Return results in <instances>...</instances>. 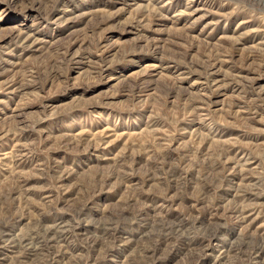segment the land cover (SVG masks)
Segmentation results:
<instances>
[{"label": "rangeland", "instance_id": "obj_1", "mask_svg": "<svg viewBox=\"0 0 264 264\" xmlns=\"http://www.w3.org/2000/svg\"><path fill=\"white\" fill-rule=\"evenodd\" d=\"M0 264H264V0H0Z\"/></svg>", "mask_w": 264, "mask_h": 264}, {"label": "bare ground", "instance_id": "obj_2", "mask_svg": "<svg viewBox=\"0 0 264 264\" xmlns=\"http://www.w3.org/2000/svg\"><path fill=\"white\" fill-rule=\"evenodd\" d=\"M50 231H51V230H50ZM44 232H45V231H44ZM45 235H46V234H45ZM43 238H45V237H43ZM43 238H42V239H43ZM24 239H25V237H24ZM14 240H16V239H14ZM19 240H20V239H19ZM28 240H29V239H28ZM28 240H27V241H28ZM31 240H32V238H30V241H31ZM36 240H37V239H36ZM47 240H48V239H47ZM51 241H52V240H51ZM31 242H34V241H31ZM40 242H41V241H40ZM43 242H45V240H44ZM13 243H14V242L12 241V244H13ZM18 243H19V242H18ZM21 243H22V241H21ZM36 244H38V243L36 242ZM36 244H35V245H36ZM15 245H16L15 247H17V244H15ZM38 245H39V244H38ZM18 246H19V245H18ZM28 246H29V245H28ZM36 246H37V245H36ZM22 247H23V246H22ZM22 247H21V248H22ZM29 247H30V246H29ZM31 247H32V246H31ZM39 247H40V246H39ZM49 247H50V246H49ZM11 248H12V247H11ZM25 248H26V247H24V249H25ZM33 248H34V247H33ZM33 248H32V249H33ZM40 248H41V247H40ZM40 248H39V249H40ZM46 248L48 249L47 246H46ZM22 250H23V249H21V251H22ZM28 250H29V249H28ZM33 250H34V249H33ZM35 250L37 251V249H35ZM41 250H42V249H41ZM42 251H43V250H42ZM23 252H24V251H23ZM27 252H28V251H27ZM30 252H32V251H30ZM23 254L25 255V253H23ZM28 254H29V253H28ZM30 254H32V253H30ZM25 256H26V255H25Z\"/></svg>", "mask_w": 264, "mask_h": 264}]
</instances>
